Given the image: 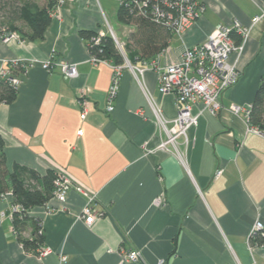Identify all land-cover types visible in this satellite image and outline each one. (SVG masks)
<instances>
[{
  "label": "crops",
  "instance_id": "1",
  "mask_svg": "<svg viewBox=\"0 0 264 264\" xmlns=\"http://www.w3.org/2000/svg\"><path fill=\"white\" fill-rule=\"evenodd\" d=\"M263 3L204 0L200 18L174 35L157 58L162 67L178 63L187 47L236 20L249 30L242 54L231 57L239 81L221 96L218 114L201 103L192 106L200 116L188 131L189 143L179 141L184 163L158 150L165 134L153 106L167 120L178 110L174 94L160 93L154 69L142 77L123 70L115 108L106 111L114 70L110 63L91 61L81 31L107 30L108 0L67 1L53 10L43 40L29 41L20 33L9 43L0 38V66L15 60L28 65L26 74L15 71L21 79L16 99L0 103L9 170L19 165L41 176L65 170L97 194L94 206L105 213L91 225L80 220L88 200L75 190L64 203L52 197L30 210L42 245L51 249L40 257L25 249L14 230L8 191L0 199V264H119L121 254L132 250L141 260L124 264H264V245L249 241L256 221L264 224V136L249 133L245 113L230 110L232 104L251 109L264 78V22L253 24ZM52 55L76 64L79 75L69 79L45 70ZM81 101L87 102L85 119ZM34 231L31 223L21 236L31 240Z\"/></svg>",
  "mask_w": 264,
  "mask_h": 264
},
{
  "label": "built area",
  "instance_id": "2",
  "mask_svg": "<svg viewBox=\"0 0 264 264\" xmlns=\"http://www.w3.org/2000/svg\"><path fill=\"white\" fill-rule=\"evenodd\" d=\"M67 1L69 0H58L57 8ZM117 2L119 7L122 6L132 11H134V6L138 7L141 11L140 15L147 16L150 14L156 20H165L174 35L179 36L185 33L205 11L204 0H117ZM259 22H264V3L260 13L253 19V24ZM106 26L107 30H99L91 38L90 43L97 47L101 44L103 38L110 36L124 60V63L120 65L110 63L114 72L112 84L107 94L106 111L111 113L115 108L114 104L118 96L123 70L129 69L136 77H142L146 70L149 68L154 69L157 72L160 93L174 94L178 110L175 119L167 120L162 116L161 111L153 106V112L165 134L158 150L171 153L184 163V152L180 148L179 141L182 138L185 144L189 143L188 131L198 125L200 116V114L193 113L192 106L201 103L204 109L213 115H217L221 110V96L233 87L240 78L238 67L235 62L231 61V57L233 54L238 56L242 54L249 36L248 28L237 20L230 26H217L203 43L187 47L180 62L162 67L158 62V57L152 61L131 62L108 22ZM233 34L242 37L239 44L235 42ZM0 38L4 43H9L13 40H19V34L7 32L1 35ZM91 61L94 64L109 63L94 56L91 57ZM19 67L25 70V74L27 73L28 65L23 62L18 60L3 61L0 66V79L7 81L11 87L18 89L21 79L15 75V69ZM43 68L49 72L59 70L69 79L76 78L79 75L76 64L57 61L54 55L43 63ZM80 105L82 108L81 117L85 119L87 116V102L81 101ZM230 110L235 115L245 113L249 124L248 132L264 136V131L250 125L251 109L232 104ZM221 173L222 171H219L218 176ZM70 190H75L88 200L79 215L80 220H83L87 225H91L95 220L105 215L104 212L98 211L94 206L97 200L96 193L74 181L65 170L55 171L53 197L64 203ZM3 197H5V194L2 195ZM161 201L162 198H158L156 204L159 205ZM11 209L12 214L21 211L20 205L17 204H13ZM263 231L264 224L261 221H256L251 230L249 241L258 233H261V236L264 237ZM39 234L42 235L41 230H39ZM36 252L40 257H43L49 254L51 249L42 245ZM140 260L141 253L139 251H124L121 254L119 264Z\"/></svg>",
  "mask_w": 264,
  "mask_h": 264
},
{
  "label": "trees",
  "instance_id": "3",
  "mask_svg": "<svg viewBox=\"0 0 264 264\" xmlns=\"http://www.w3.org/2000/svg\"><path fill=\"white\" fill-rule=\"evenodd\" d=\"M47 1L45 7H40L29 0L21 1L17 5L8 1L0 3V36L7 32H15L20 33L24 39L29 41L43 40L51 23L53 10L58 6V0ZM140 12L135 6L134 11L122 6L117 11L118 21L134 28L127 43L128 58L131 62L156 59L169 48L174 36L165 20H156L150 14L143 16ZM96 34L95 31H81V36L88 42L91 56L114 65L123 64L124 60L110 36L103 38L97 47L90 43L91 38ZM233 38L237 44L242 41V37L238 34H233ZM15 71L25 74L22 67ZM16 96L17 89L11 87L7 81L0 79V103L10 104ZM250 125L264 131V78L250 111ZM54 179L53 170L48 171L45 176L19 165L9 170L5 141L0 134V199L3 194L11 191L13 204L20 205L21 211L12 214V223L19 240L27 251L36 252L42 246L39 221L31 217L29 211L45 205L53 197ZM31 223L34 225V238L24 240L21 233ZM250 243L253 246H262L264 237L258 233L251 238Z\"/></svg>",
  "mask_w": 264,
  "mask_h": 264
},
{
  "label": "rangeland",
  "instance_id": "4",
  "mask_svg": "<svg viewBox=\"0 0 264 264\" xmlns=\"http://www.w3.org/2000/svg\"><path fill=\"white\" fill-rule=\"evenodd\" d=\"M0 1H1L0 3L8 1V2H11V3L17 5L21 1H27V0H0ZM29 1H31V0H29ZM108 5H109V9H106L108 22L111 24L118 41L122 44L123 49L128 56L127 43H128L129 35L131 34L130 29H129V27L125 28L118 21L117 11H118L119 5H118L117 1L108 0Z\"/></svg>",
  "mask_w": 264,
  "mask_h": 264
}]
</instances>
